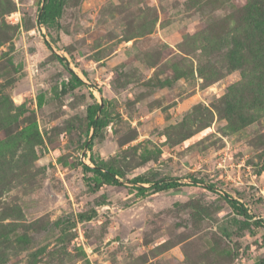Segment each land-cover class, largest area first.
Listing matches in <instances>:
<instances>
[{
    "label": "rangeland",
    "instance_id": "374dc122",
    "mask_svg": "<svg viewBox=\"0 0 264 264\" xmlns=\"http://www.w3.org/2000/svg\"><path fill=\"white\" fill-rule=\"evenodd\" d=\"M47 1L0 0V264H260L264 0Z\"/></svg>",
    "mask_w": 264,
    "mask_h": 264
},
{
    "label": "trees",
    "instance_id": "16d2710c",
    "mask_svg": "<svg viewBox=\"0 0 264 264\" xmlns=\"http://www.w3.org/2000/svg\"><path fill=\"white\" fill-rule=\"evenodd\" d=\"M53 0H51V2L47 1V3H45V10L44 12L41 14V18L46 20V15H48L49 11L51 12L53 8L52 4H53ZM51 9V10H50ZM74 78L70 79V81H68V83L64 86V90H74L79 84H85L84 81L78 77L77 74H74ZM94 110L91 111L90 113V126L92 128H94V133H93V139H95L96 135L98 134L99 129L103 126L105 120L103 118L97 117V113L100 110V106L97 103L94 106ZM92 148V146H91ZM91 161L93 162V164L95 166H90L86 163H82L83 164V168L86 169L87 171H91V172H95L98 175L102 176L107 182L113 183V184H120L119 180L116 177V171L108 166L103 160H100L99 156L97 153H93L91 155ZM136 180H139L141 182L144 181L143 178L138 177ZM145 182V181H144ZM195 183H198L199 180L198 179H194ZM181 183L178 181V178H171L167 181L165 180H157V181H152L151 183V188L154 189L155 191H163V190H168L171 188H177L178 186H180ZM208 188L215 190V185L210 183L207 185ZM140 189L144 188L142 185L140 187H138ZM225 199L227 200L228 203H230V205L240 214L243 215L247 220H251L252 218H254V216L252 214L249 213L248 208L244 206V204L240 203L238 200L232 198L230 195L225 194L224 195ZM83 218H85L84 215H81ZM92 217V215H89L88 219H90ZM257 223L262 225L264 227V220L259 218L256 219ZM255 224V222H254ZM260 264H264V259L261 261Z\"/></svg>",
    "mask_w": 264,
    "mask_h": 264
},
{
    "label": "built area",
    "instance_id": "2783aa9c",
    "mask_svg": "<svg viewBox=\"0 0 264 264\" xmlns=\"http://www.w3.org/2000/svg\"><path fill=\"white\" fill-rule=\"evenodd\" d=\"M21 20V17L19 14H15L11 17V22L15 23V22H19Z\"/></svg>",
    "mask_w": 264,
    "mask_h": 264
}]
</instances>
